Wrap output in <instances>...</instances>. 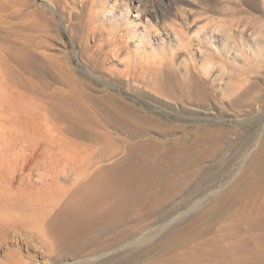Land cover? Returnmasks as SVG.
<instances>
[{
	"label": "rangeland",
	"instance_id": "rangeland-1",
	"mask_svg": "<svg viewBox=\"0 0 264 264\" xmlns=\"http://www.w3.org/2000/svg\"><path fill=\"white\" fill-rule=\"evenodd\" d=\"M3 6L0 49L29 50L39 61L59 58L63 73L93 95L110 92L132 106L148 136L183 137L182 144L202 139V171L187 198L175 201L187 204L170 224L211 206L220 209L201 222L231 211L226 195L263 163L264 0H0ZM10 108L0 97L1 185L11 177L74 179L77 167L107 165L108 155L129 140L107 128V141L99 144L66 132L56 143L41 124L13 121ZM14 192L12 201L42 209L34 198L40 191ZM22 214L16 210L0 222V264H51L50 249L14 226Z\"/></svg>",
	"mask_w": 264,
	"mask_h": 264
},
{
	"label": "bare ground",
	"instance_id": "bare-ground-1",
	"mask_svg": "<svg viewBox=\"0 0 264 264\" xmlns=\"http://www.w3.org/2000/svg\"><path fill=\"white\" fill-rule=\"evenodd\" d=\"M16 53L0 49V97L11 103L13 121L41 124L56 143L54 137L66 132L99 144L107 141V128L124 132L129 140L108 155L107 165L92 169L90 161L77 167L78 176L71 180L1 177L0 222L16 210L24 212L14 226L50 249L51 264L264 263V153L243 186L234 185L226 195L231 211L222 210L216 222H201L220 209L214 212L211 206L203 215L170 224L187 204L175 201L187 198L202 171V139L182 144L183 137L166 142L148 136L132 106L110 92L93 95L80 79L63 73L59 58L39 61L29 50ZM82 56L94 64L85 51ZM27 187L30 195L40 191L34 197L40 211L12 201L13 190L26 193Z\"/></svg>",
	"mask_w": 264,
	"mask_h": 264
}]
</instances>
